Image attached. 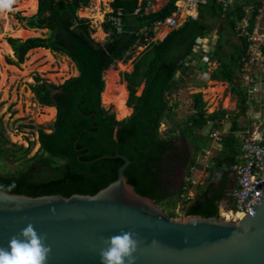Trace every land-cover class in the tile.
Segmentation results:
<instances>
[{
    "label": "trees",
    "instance_id": "obj_1",
    "mask_svg": "<svg viewBox=\"0 0 264 264\" xmlns=\"http://www.w3.org/2000/svg\"><path fill=\"white\" fill-rule=\"evenodd\" d=\"M147 1L143 0L142 12L135 16L139 0H114L113 14L109 19L121 12L124 32L117 35L111 24L106 23L105 33L110 35V40L103 45L92 39L93 32L89 21L80 20L77 16L79 9L88 7L90 0H40V13L27 20L28 27L50 29L53 35L49 40L35 38L24 43L10 40L18 63L25 62L26 55L31 50L42 48L67 56L79 68L81 75L70 78L61 85L43 81L42 84L32 87L43 106L57 107L58 110L53 132L45 134L39 131L41 155L47 154L48 157H41L38 161L41 165L39 171L33 165L27 172L0 173V190L30 197L97 195L118 179V171L124 161L119 158L90 161L106 155L122 154L131 160L125 175L136 192L153 198L159 206L167 200L169 195L160 186L164 177L169 176L168 167L174 161H178V164L184 163L183 157L179 156L181 152H176L177 140L189 139L192 142L197 136L196 133L203 131L216 117L206 116V103L203 95L199 93L194 96V113L187 122L171 123L172 128L164 138L159 134L161 126L167 121L171 122L173 110L175 112L169 106L168 97L176 86V73L184 66V60L192 55L195 41L206 36L209 28L198 20L190 19L172 31L163 42L152 43L147 47L135 62L134 71L123 75L130 93L128 107L133 108L134 112L130 118L118 122L115 115L103 108L105 71L118 62H128L131 52L146 44L151 39L150 36L154 35L155 25L165 23L176 11L177 0H168L159 13L146 15L144 11ZM235 24L236 22L233 23V30ZM144 29L149 38L143 36ZM245 45L248 46V42ZM244 49L240 44L230 53L223 42L219 44L217 51L211 56V60L219 62V67L209 77L232 85V92L238 98L240 110L245 109L248 94L236 87L234 78L237 79L241 67L244 68L250 60L248 48ZM36 81L40 83L42 80L36 77ZM143 83L145 88L138 96V89ZM53 92H56L54 96L51 95ZM238 117L235 116L233 120V133L238 131ZM181 126L190 129L189 138H184V134L180 132ZM78 140L79 143L75 146ZM225 147L227 149L223 151L224 158L219 164L226 161L230 167L234 163V156H229L227 152L232 146ZM193 149L194 154L200 153L198 147ZM7 151L8 148L0 139V154ZM28 152L29 150H25L24 155ZM190 164L196 166V160H191ZM172 170L174 172L173 168ZM229 173L225 167L224 176ZM13 183L15 186L9 190ZM179 188L173 194L177 198L181 194L182 186ZM223 200L222 192L213 193L212 196L206 194L203 198L199 196L189 206L183 207L184 216L218 217L219 206ZM170 217L177 216L172 213Z\"/></svg>",
    "mask_w": 264,
    "mask_h": 264
},
{
    "label": "water",
    "instance_id": "obj_2",
    "mask_svg": "<svg viewBox=\"0 0 264 264\" xmlns=\"http://www.w3.org/2000/svg\"><path fill=\"white\" fill-rule=\"evenodd\" d=\"M46 33L49 40L53 31ZM112 158L124 161L118 179L97 195L30 197L0 190V247L7 248L31 222L47 237V264H100L103 241L125 231L138 240L134 264H264V194L249 215L235 220L221 217L220 209L218 217H170L129 184L128 157L106 155L90 162Z\"/></svg>",
    "mask_w": 264,
    "mask_h": 264
},
{
    "label": "rangeland",
    "instance_id": "obj_3",
    "mask_svg": "<svg viewBox=\"0 0 264 264\" xmlns=\"http://www.w3.org/2000/svg\"><path fill=\"white\" fill-rule=\"evenodd\" d=\"M32 1L33 0H16V3L13 5L14 11L0 16V139L2 140L3 145L8 148L7 152L0 154L1 174H18L21 171L27 172L30 170V166L33 165L38 168V171L41 170V165H39L38 161L41 160V157L46 158L48 155H41L42 151L41 143H39V131H42L45 134H51L53 132L54 124L57 119V112L56 109L52 107L43 106V104L40 103V99H38L37 95L32 90V87L42 84L43 81H46L47 84L61 85L66 80L77 76L75 65L67 56L61 53L52 52L51 50H49V54H47L44 51H40L42 48L31 50L26 55L25 62L21 64L18 63L15 50L9 43L10 40L24 43L30 39H44L47 36L46 30L32 29L28 27L27 20L35 18L40 13V0H36V2L34 1L35 9L30 6ZM113 1L114 0H90L88 7L80 8L77 13L80 20L89 21L93 32L92 39L103 45L110 40V35L105 33V24L111 19H109V14H113V8L111 6ZM166 2V0H153V6H155V8H151L149 14L158 12L159 8H161ZM177 6H181V3H177ZM181 11L182 13L180 12V14L175 15L177 26L182 25V22L185 21V7H183ZM220 26L221 25L219 24L218 27ZM163 29L165 32L164 35L169 33L167 28ZM144 49L145 46L134 49L131 52V58L128 62H118L117 65H113L110 69L105 71V78L110 71L118 73L119 84L124 85L128 92L126 107L131 110V115L134 110L133 108L128 107L130 93L127 88V83L123 80V75L125 73L133 72L134 59L139 57ZM253 53L254 62L256 59L258 61L259 55H256V52ZM216 65L218 64L212 61L208 66L203 63V68H200L203 73L200 75L198 73H193L192 70L187 71L186 75H183L181 72L177 74L176 86L173 87L168 97L169 106L174 108L175 112L173 110L174 114L172 112L173 116L170 119L171 122L167 121L161 126L159 131L161 138L166 137V133L172 128L171 123L184 124L187 122V119L193 114L192 106L194 104V95L199 93L202 94L204 101H206V113L211 114L213 112L212 108L214 107V104L216 101H219V99H217V97L219 98L218 94L223 91L220 92L217 88L209 89L207 84H200L199 88L197 85L199 82L204 81L205 78L214 71V66ZM262 68V74H264V64ZM248 76L251 77V75ZM36 77H40L42 81L40 83L37 82ZM238 81L240 84L243 82V78H240ZM219 85L223 86V88H221L223 90L227 88L220 103V109L224 108V110L231 116L240 114L239 121L241 126L252 125L253 129L251 130H261V128L264 127V83L258 85V91L251 94L249 93L250 90L246 88L247 85H242V87L245 86L243 88L248 90V100L245 106V114L243 115L239 109L238 98L230 92V87L223 83ZM210 86L212 87L213 85ZM202 87L205 88V90H203ZM143 89L144 85L138 89V96L142 94ZM214 89L215 92L212 93ZM214 101L215 103H213ZM256 102L257 104H255ZM102 103L103 108L106 111L115 115L117 121H121L117 119L114 104L105 106L104 94L102 97ZM48 108L53 109L54 111L51 112ZM130 116L127 118H130ZM249 118H256L258 120H256V122L252 121L251 124H248L247 120ZM180 128V132L184 134V138H189L190 129H186L184 126H181ZM209 128L210 127H207L203 132H199L201 136L197 135L192 142L189 139H178L176 142V147L179 149V152H181L179 156L184 159L181 171L182 176L189 169V172L191 173V160L195 159L198 165L197 168H193L195 170L194 174H196L193 177L186 175L183 180H181V175L178 172L176 173V171L173 172V170H171L173 167H168V171H170L168 172L169 176L168 178L165 177L166 181L162 182V185L164 187L163 190L169 195V197L160 205V207L169 216L173 213L179 218H185L183 213L185 208H183V202L180 201V196L177 198V195H173L177 192L175 191V188L179 185H187V180L190 179L189 177L196 182L197 180L204 182V179L206 178L205 176L208 174L206 167L207 165H210V157L219 153L213 149L209 154L204 152L213 147L212 143L209 144L210 147L206 146V144L211 142H208V133L211 132ZM225 145L231 147L230 142L225 143ZM193 147H198L200 153L197 155L194 154ZM20 148L23 149L20 150ZM226 149L225 146H222L221 151ZM25 150H29L26 155H24ZM202 152H204V154H202ZM236 152V149L232 148L228 150L227 154H229V156H234ZM224 154L223 152L221 153L222 159L224 158ZM193 190L194 187L190 188L189 194L191 196H194ZM198 193H200V190H198ZM231 206L232 204H227L225 207L219 206L221 217L227 220L233 219V217L228 218V216H226L229 213L228 210L231 209Z\"/></svg>",
    "mask_w": 264,
    "mask_h": 264
},
{
    "label": "crops",
    "instance_id": "obj_4",
    "mask_svg": "<svg viewBox=\"0 0 264 264\" xmlns=\"http://www.w3.org/2000/svg\"><path fill=\"white\" fill-rule=\"evenodd\" d=\"M166 1L167 2L161 8H159L158 12L151 14L159 13L161 9H163L167 5L168 0ZM177 3H181V6H177ZM142 4H143V0H139V7H141ZM153 5H154L153 0H151V5L149 7H146L144 11L146 15H150L149 14L150 9L155 8V6ZM202 5H206V7H203ZM175 6H176V11L169 19H173L175 21V15L180 14V12L182 13L181 9L185 7V14H186L185 21L182 22V25L180 26L176 25L174 28H169L167 22L162 23L163 24L162 26H158V24H156L153 30L154 35L150 36L151 39H149V41L146 44L142 45L145 46L144 51L152 43L163 42L172 31L177 30L179 27L183 26L190 19L195 21L198 20L204 25H207L209 31L207 32L206 36H204L203 38H198L195 41L196 44L193 47L192 55L186 60H184L185 61L184 66L181 67L176 73V80H177V74L179 72H181L183 75H186L187 71L192 70L193 73H198L199 75L202 74L203 71L201 72L200 68H203V63L208 66L212 61L217 63L218 65L214 66V71H212V73L208 75L204 81L199 82L197 87L199 88L200 84H204V85L207 84L209 89H213V88L219 89V88H223V86L219 85L223 83L228 85L230 87V92H232V85L229 82L226 81L218 82L209 78L219 67V62L216 60H211V56L212 54L215 53V51H217L219 44H221L222 42L224 43V45H226L230 53L233 52L235 46H239L240 44H242V49L245 48L244 50H246V47L248 48L247 53L250 54V60L244 66V68L241 67L240 72L237 75V79L234 78V81L236 87L241 91L243 90V92L247 93L248 91L247 89L253 92H257L258 85L264 83V74H262L263 72L262 66L264 64V0H203L202 3H200L198 6L192 5V0H177ZM234 22H236V24L233 30L232 26ZM219 24L221 25L220 27H218ZM162 27L167 28L169 30V33H166L167 35L166 34L164 35L165 32ZM142 33L147 34L146 29H144ZM246 42H248V46L245 45ZM253 52H256V55H259L258 61L256 59V61L254 62ZM138 59H139L138 57L134 59L133 67ZM248 75H251V77ZM240 78H243V82L239 84L238 80ZM247 78L250 79L246 81ZM105 84L107 87L106 78H105ZM143 85L145 88L144 83ZM210 85L213 86L211 87ZM242 85H247L246 86L247 89L243 88L245 86L242 87ZM127 88H128V84H127ZM202 89L205 90V88L203 87ZM226 91L227 88L224 89L222 93L218 94L219 98L217 97V99H219V101H216V103L215 101L213 102L215 103L214 107L212 108L213 112L211 114L206 113V116L213 117V115H216V117L215 120L209 122L207 125V127H210L209 129L211 130V132L208 133L209 135L208 139L211 142H209L207 146L210 147L209 144L212 143L213 147H211L210 150H206L204 152L209 154L210 151L213 149L214 151H218L219 153L214 154L213 156L210 157L209 160L210 165H207L206 167V169L208 170V172L207 171L206 172L208 174L205 176L206 178L204 179V182H201V180L200 181L197 180L196 182L191 178L196 174V173L194 174L195 170L193 168H197L198 165L197 161H196V166L190 164L191 173L187 174V172L190 171L189 169L184 174V176L185 175L191 176L189 177L190 179L187 180V184H189V188L194 187L193 192H194L195 200L199 196H201L202 198L205 197V195L208 193L207 192L208 185L206 184L207 181L211 179L219 180L223 178L225 167L228 168L230 173L232 172L231 167L233 164L230 167H229V162L226 161L222 162L221 163L222 165L219 164L220 160L222 159L221 157V153L223 152L221 151L222 146H225L224 142L226 143L230 142V146H232L230 149L232 148L236 149L237 152L234 155V162H235L239 156V148H240L242 136L244 135V133L251 132L252 131L251 129H253L252 125L241 126L239 121L240 114H238L239 117L236 120V128L238 129V131L233 133V128H234L233 120L237 115L231 116L228 112L224 110V108L220 109L221 106L220 103ZM232 94L234 93L232 92ZM204 102L206 103V101ZM255 104H257V102ZM243 110H240L242 112V115L245 114V111ZM192 111L194 113L193 106H192ZM256 120L258 119L249 118L247 122L248 124H251L252 121L256 122ZM212 134H216L219 137L218 139L219 141L213 140L211 138ZM197 135L201 136L200 133L198 132ZM228 137L230 138L227 139ZM204 152H202V154H204ZM185 185H181V186H185ZM198 190H200V193H198Z\"/></svg>",
    "mask_w": 264,
    "mask_h": 264
},
{
    "label": "built area",
    "instance_id": "obj_5",
    "mask_svg": "<svg viewBox=\"0 0 264 264\" xmlns=\"http://www.w3.org/2000/svg\"><path fill=\"white\" fill-rule=\"evenodd\" d=\"M202 1L192 0V5L198 6ZM150 5L151 0H148L146 7ZM141 12L142 7H138L135 16H139ZM166 22L169 28L176 26V22L173 19H168ZM109 23L117 35L123 34L124 22L122 13L112 17ZM162 25V23L158 24V26ZM143 35L145 38H149L148 33ZM249 79L247 78L246 81ZM249 93L251 94L253 91H249ZM211 138L219 141V137L216 134H212ZM231 171L235 177L236 187L230 195L232 206L228 212L233 215L232 220H235L240 218L239 215L241 217L249 215L264 194V127L258 131L252 130L244 133L241 138L239 156L233 163ZM189 193V184L182 186L180 200L183 202L184 207L189 206L193 202L194 196Z\"/></svg>",
    "mask_w": 264,
    "mask_h": 264
},
{
    "label": "clouds",
    "instance_id": "obj_6",
    "mask_svg": "<svg viewBox=\"0 0 264 264\" xmlns=\"http://www.w3.org/2000/svg\"><path fill=\"white\" fill-rule=\"evenodd\" d=\"M15 3L16 0H0V16L14 11ZM14 186L13 183L9 190ZM46 239L31 222L27 223L9 239L7 248L0 247V264H47L51 248L45 243ZM103 244L105 247L98 253L100 264H134L138 247L135 233L125 231L112 235Z\"/></svg>",
    "mask_w": 264,
    "mask_h": 264
},
{
    "label": "bare ground",
    "instance_id": "obj_7",
    "mask_svg": "<svg viewBox=\"0 0 264 264\" xmlns=\"http://www.w3.org/2000/svg\"><path fill=\"white\" fill-rule=\"evenodd\" d=\"M34 1L36 2V0H33L32 3L30 2L31 5L29 4L33 9H35ZM40 51H44L47 54H49V52H48L49 50H46V49L42 50L41 49ZM49 58H51V57H49ZM106 82H107V88H106V91L104 93L105 106H110V104H114V108H115V112L117 114L118 120H123V119L129 117L131 115V110L126 107V99L128 96V92H127L124 85L119 84L118 73L113 72V71L108 72L106 75ZM218 91L222 92L223 89L219 88ZM214 92H215V89L213 90L212 93H214ZM227 106H228V104H227ZM48 110L51 112L54 111L53 109H49V108H48ZM226 216H228V218L233 217V215L230 213H228ZM239 217H241V216L239 215Z\"/></svg>",
    "mask_w": 264,
    "mask_h": 264
},
{
    "label": "flooded vegetation",
    "instance_id": "obj_8",
    "mask_svg": "<svg viewBox=\"0 0 264 264\" xmlns=\"http://www.w3.org/2000/svg\"><path fill=\"white\" fill-rule=\"evenodd\" d=\"M63 84V83H62ZM58 93H61V91H59ZM56 94V92H53L51 95L54 96ZM54 109H56V112L58 114V110H57V107H52ZM178 150H176V152H178ZM178 161H174V163L170 166L173 167L174 171H176V173L178 172L180 175H181V180L184 179V174L182 176L181 174V171H182V168H183V164H178L177 163ZM165 170L167 171V167L165 168ZM172 170V168H171ZM163 174L165 175V173L163 172ZM180 175H179V180H180ZM163 181L165 182L166 181V178L164 177ZM206 184L208 185L207 187V196H212L213 193H219V192H222L223 193V197H224V201H228L229 203L228 204H231V192L234 190V188L236 187V184H235V177H234V174L231 172L229 173L228 176H224L223 174V178L219 179V180H216V179H211L210 181H207ZM180 186V185H179ZM179 186L175 188V191H178L179 189ZM161 189L163 190L164 187L163 185L161 184ZM174 187V186H172ZM206 196V195H205ZM195 200V198H194Z\"/></svg>",
    "mask_w": 264,
    "mask_h": 264
}]
</instances>
